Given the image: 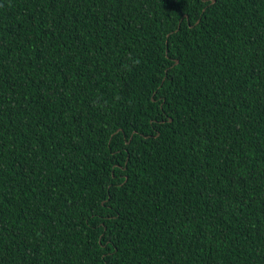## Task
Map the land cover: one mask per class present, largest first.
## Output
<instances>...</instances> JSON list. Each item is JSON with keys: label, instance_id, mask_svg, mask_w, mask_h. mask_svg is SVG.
<instances>
[{"label": "trees", "instance_id": "trees-1", "mask_svg": "<svg viewBox=\"0 0 264 264\" xmlns=\"http://www.w3.org/2000/svg\"><path fill=\"white\" fill-rule=\"evenodd\" d=\"M0 264H264V0H0Z\"/></svg>", "mask_w": 264, "mask_h": 264}]
</instances>
